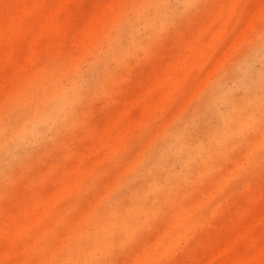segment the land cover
I'll use <instances>...</instances> for the list:
<instances>
[{"label": "rangeland", "instance_id": "374dc122", "mask_svg": "<svg viewBox=\"0 0 264 264\" xmlns=\"http://www.w3.org/2000/svg\"><path fill=\"white\" fill-rule=\"evenodd\" d=\"M0 264H264V0H0Z\"/></svg>", "mask_w": 264, "mask_h": 264}, {"label": "bare ground", "instance_id": "6f19581e", "mask_svg": "<svg viewBox=\"0 0 264 264\" xmlns=\"http://www.w3.org/2000/svg\"><path fill=\"white\" fill-rule=\"evenodd\" d=\"M56 99L57 100L55 104L49 108V111L47 113H39L35 116V119H37L38 121H43V120H47L50 117L55 116L56 112L61 109L60 101H63V98L61 96L60 97L58 96Z\"/></svg>", "mask_w": 264, "mask_h": 264}]
</instances>
